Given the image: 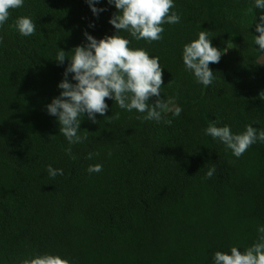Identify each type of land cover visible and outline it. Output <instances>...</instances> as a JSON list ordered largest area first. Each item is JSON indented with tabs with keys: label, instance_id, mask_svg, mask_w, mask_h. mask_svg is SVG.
Here are the masks:
<instances>
[{
	"label": "trees",
	"instance_id": "obj_1",
	"mask_svg": "<svg viewBox=\"0 0 264 264\" xmlns=\"http://www.w3.org/2000/svg\"><path fill=\"white\" fill-rule=\"evenodd\" d=\"M174 4L181 22L164 24L162 40L119 33L129 47L160 58L168 104L162 115L172 124L145 120L146 113L106 98L105 116L119 112V120L96 114L93 123L85 113L79 134L88 139L71 145L75 159L46 109L70 63L56 55L61 49L70 57L86 44L84 32L97 40L116 34L109 20L118 10L108 0L95 4L106 9L98 16L87 0H24L10 10L0 26V264L45 253L71 264H214L215 252L230 254L233 246L243 252L257 240L264 227V142L237 158L204 129L215 122L234 134L249 124L264 130V52L254 44L264 9L253 8L254 0ZM21 16L36 23L34 35L15 28ZM202 30L224 52L209 64L215 80L208 87L182 59L184 45ZM175 107L183 110L179 117ZM90 152L99 155L88 159ZM95 164L102 171L90 174ZM213 164L216 174L205 180ZM49 165L64 174L50 178Z\"/></svg>",
	"mask_w": 264,
	"mask_h": 264
},
{
	"label": "clouds",
	"instance_id": "obj_2",
	"mask_svg": "<svg viewBox=\"0 0 264 264\" xmlns=\"http://www.w3.org/2000/svg\"><path fill=\"white\" fill-rule=\"evenodd\" d=\"M100 0H87L92 13L96 16L106 11L97 8L95 4ZM118 10L112 15L109 23L116 29V34L105 36L97 40L88 32H84L87 43L76 46L68 52L59 50L56 61L63 64L70 60L64 72V79L58 84L62 89L58 97L46 106L49 115L58 118L59 132L68 141L70 147L65 152L72 155L71 145L81 144L88 139L81 136L80 124L85 113L93 123H98L96 114L105 116L108 110L106 98L112 99L121 110L129 113L135 110L146 113L145 120L157 123L163 121L171 125L172 121L164 119L163 113L168 110V104L161 98L163 85V71L158 56H150L143 48L129 47L131 41L119 33L127 32L134 40H144L148 43L163 39L164 24L174 25L181 22V15L173 11L174 0H108ZM24 0H0V26H3L10 16V10L23 7ZM253 8L264 9V0H254ZM256 24L258 36H254V44L264 52V14ZM15 28L22 36H31L36 32V23L28 16H21L15 22ZM93 26V25H90ZM222 52L211 43L209 31H200L198 39L187 43L183 47L182 59L186 69L190 70L198 83L205 87L213 84L215 76L209 68L210 63H219ZM72 73V83L68 79ZM171 83V81L169 82ZM155 97L154 104L148 101ZM264 98V92L261 93ZM181 107H175L174 117L182 113ZM108 122L119 120L120 113L105 116ZM139 118V117H138ZM87 131V130H85ZM204 134L213 137L230 149L237 158L257 141L264 142V130H258L252 125H246L242 133L234 134L230 126H216L213 122L204 129ZM199 151V149H198ZM99 153L90 152L87 158L92 159ZM50 178L63 175V169L47 167ZM87 171L99 173L102 165H90ZM216 166L205 173L204 179H211L216 174ZM257 240L243 252L233 246L230 254L217 251L214 254V264H264V227L258 228ZM20 264H71L68 259L53 254H37L24 259Z\"/></svg>",
	"mask_w": 264,
	"mask_h": 264
},
{
	"label": "rangeland",
	"instance_id": "obj_3",
	"mask_svg": "<svg viewBox=\"0 0 264 264\" xmlns=\"http://www.w3.org/2000/svg\"><path fill=\"white\" fill-rule=\"evenodd\" d=\"M208 4H209V9L214 10V6H212V3L208 2ZM233 46H234V43L231 44V47ZM263 62H264V57H263Z\"/></svg>",
	"mask_w": 264,
	"mask_h": 264
}]
</instances>
